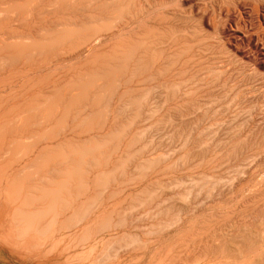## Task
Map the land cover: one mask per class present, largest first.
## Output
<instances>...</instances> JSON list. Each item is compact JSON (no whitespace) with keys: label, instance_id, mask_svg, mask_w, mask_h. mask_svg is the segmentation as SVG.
Masks as SVG:
<instances>
[{"label":"bare ground","instance_id":"1","mask_svg":"<svg viewBox=\"0 0 264 264\" xmlns=\"http://www.w3.org/2000/svg\"><path fill=\"white\" fill-rule=\"evenodd\" d=\"M0 264H264V0H0Z\"/></svg>","mask_w":264,"mask_h":264},{"label":"rangeland","instance_id":"2","mask_svg":"<svg viewBox=\"0 0 264 264\" xmlns=\"http://www.w3.org/2000/svg\"><path fill=\"white\" fill-rule=\"evenodd\" d=\"M242 50H243L244 52H246V54H248V53H247V50H248V49H247L246 47H244ZM249 54H250V53H249Z\"/></svg>","mask_w":264,"mask_h":264}]
</instances>
